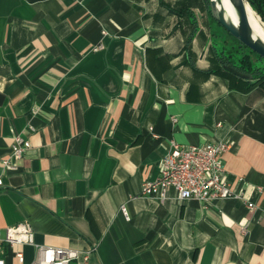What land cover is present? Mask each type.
<instances>
[{
    "label": "crops",
    "instance_id": "crops-1",
    "mask_svg": "<svg viewBox=\"0 0 264 264\" xmlns=\"http://www.w3.org/2000/svg\"><path fill=\"white\" fill-rule=\"evenodd\" d=\"M212 19L204 0H0V236L26 221L89 252L70 264H264V85L221 70ZM173 140L229 141L237 196L143 195Z\"/></svg>",
    "mask_w": 264,
    "mask_h": 264
},
{
    "label": "built area",
    "instance_id": "built-area-1",
    "mask_svg": "<svg viewBox=\"0 0 264 264\" xmlns=\"http://www.w3.org/2000/svg\"><path fill=\"white\" fill-rule=\"evenodd\" d=\"M102 48L103 44H100L95 46L94 50ZM31 146L32 143L27 137L21 133L16 134L12 151L3 160V169L16 170V161ZM230 147L231 144L227 140L198 145H183L173 140L161 160L158 175L143 183L142 194L149 198L165 200L169 197L170 190L174 189L176 197L180 200L196 199L205 204L237 196L225 179V166L221 159ZM3 184L4 179L0 174V187ZM122 211L129 218L126 206H122ZM5 244L13 249L20 264L25 262V253L21 247L26 244L36 248V256L29 264H70L73 260H87L89 257V252L38 244L32 225L26 221L7 226L5 235L0 236V264H6Z\"/></svg>",
    "mask_w": 264,
    "mask_h": 264
},
{
    "label": "water",
    "instance_id": "water-1",
    "mask_svg": "<svg viewBox=\"0 0 264 264\" xmlns=\"http://www.w3.org/2000/svg\"><path fill=\"white\" fill-rule=\"evenodd\" d=\"M236 12V19L223 0H210V7L214 18L242 44L256 52L264 61V40L257 36L250 21L246 0H229ZM250 5V4H249ZM231 72L243 78L251 79L252 74L242 72L231 65H226Z\"/></svg>",
    "mask_w": 264,
    "mask_h": 264
},
{
    "label": "trees",
    "instance_id": "trees-1",
    "mask_svg": "<svg viewBox=\"0 0 264 264\" xmlns=\"http://www.w3.org/2000/svg\"><path fill=\"white\" fill-rule=\"evenodd\" d=\"M206 5L209 8V12L214 20V16L212 15L211 7H210V0H204ZM253 7L258 11V13L261 14L263 20H264V0H250ZM228 32V31H227ZM229 33V32H228ZM230 34V33H229ZM231 35V34H230ZM234 40L237 42V46L233 45L232 50L228 52V54H225L223 57L219 56V62L221 63L220 68L224 72H226L230 77L234 78L235 80H238L240 82L246 81L250 83V87L253 85H264V61L262 66H257L252 64L253 59L251 53H255L257 56H259L256 52L252 51L250 48H248L246 45L242 44L237 38H235L233 35H231ZM233 51L241 54L238 57L234 56ZM260 57V56H259ZM260 59H262L260 57ZM263 60V59H262ZM226 65H231L235 67L236 69L252 74L253 77L251 79L243 78L241 76H238L237 74L231 72L226 68Z\"/></svg>",
    "mask_w": 264,
    "mask_h": 264
},
{
    "label": "rangeland",
    "instance_id": "rangeland-1",
    "mask_svg": "<svg viewBox=\"0 0 264 264\" xmlns=\"http://www.w3.org/2000/svg\"><path fill=\"white\" fill-rule=\"evenodd\" d=\"M246 1L252 7L255 16L264 23V20H263L261 14L258 13V11L253 7V5L251 4L250 0H246ZM212 21H213V24H214V30H217L216 33H218V35H219V36L216 37V40H217L216 42L219 43V44H220V40H221V42H223V43H221L219 45L221 47V49H223L224 46H226L228 49L232 50L233 45L237 46V42L227 32V30L217 20H213L212 19ZM254 30H255V26H254ZM255 33H256V31H255ZM233 53H234V56L238 57V58L241 55V54H239V53H237L235 51H233ZM250 54L252 55V59H253L252 64L257 65V66H262L263 65V60L260 59L259 56H257L255 53H251V52H250Z\"/></svg>",
    "mask_w": 264,
    "mask_h": 264
},
{
    "label": "bare ground",
    "instance_id": "bare-ground-1",
    "mask_svg": "<svg viewBox=\"0 0 264 264\" xmlns=\"http://www.w3.org/2000/svg\"><path fill=\"white\" fill-rule=\"evenodd\" d=\"M223 1L226 4L227 8L230 10L232 17L236 19L235 9L230 4L229 0H223ZM247 8H248L251 24L253 28L255 26L254 31H256L257 36H259L260 38H262V40H264V23L255 16L254 11L249 4H247Z\"/></svg>",
    "mask_w": 264,
    "mask_h": 264
}]
</instances>
